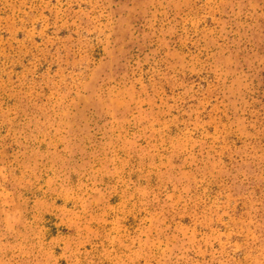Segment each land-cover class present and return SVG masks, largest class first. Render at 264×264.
Segmentation results:
<instances>
[{"label": "rangeland", "instance_id": "rangeland-1", "mask_svg": "<svg viewBox=\"0 0 264 264\" xmlns=\"http://www.w3.org/2000/svg\"><path fill=\"white\" fill-rule=\"evenodd\" d=\"M0 264H264V0H0Z\"/></svg>", "mask_w": 264, "mask_h": 264}]
</instances>
